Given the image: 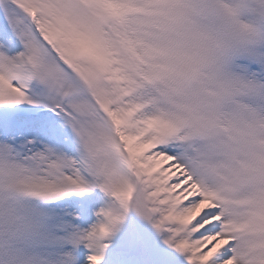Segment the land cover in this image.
I'll return each mask as SVG.
<instances>
[{
  "label": "snow or ice",
  "instance_id": "obj_1",
  "mask_svg": "<svg viewBox=\"0 0 264 264\" xmlns=\"http://www.w3.org/2000/svg\"><path fill=\"white\" fill-rule=\"evenodd\" d=\"M0 264H76L129 209L185 264H264V0H0ZM100 189L89 229L58 209ZM70 246V249H69Z\"/></svg>",
  "mask_w": 264,
  "mask_h": 264
},
{
  "label": "bare ground",
  "instance_id": "obj_2",
  "mask_svg": "<svg viewBox=\"0 0 264 264\" xmlns=\"http://www.w3.org/2000/svg\"><path fill=\"white\" fill-rule=\"evenodd\" d=\"M1 24H6L2 16H0V35L2 37L5 35L11 36L12 33L7 28H2ZM15 47L16 49H21L22 47L18 40L15 41ZM107 199H109L107 195L95 193L93 196L84 198L80 201L75 200L68 203H79L82 204L84 209L90 207L95 212L97 211L98 204L103 203ZM59 205L61 204H58V207ZM99 209L100 208H98V210ZM57 210L59 211L60 209L58 208ZM131 210L130 214L125 213L124 219L122 220L123 222L121 221L120 224L117 225L115 231L109 236V243L111 246L110 252L114 264H166L164 252H161L160 249L161 246L164 245L165 239L163 235L167 233V231L157 230V232H154L153 224H151L150 221L139 215L134 209ZM70 217L71 215H69V217L67 215L65 219L72 220ZM94 219L97 221L100 218L95 215H93V217L91 216V223L89 220L88 224L83 226V229L87 230L86 227L89 226V223L92 224ZM79 221L80 220L77 221L78 226L82 229L84 223ZM134 242L138 244L132 246L131 244ZM179 262L180 264H185L184 258L181 257ZM76 264H78L77 259Z\"/></svg>",
  "mask_w": 264,
  "mask_h": 264
},
{
  "label": "rangeland",
  "instance_id": "obj_3",
  "mask_svg": "<svg viewBox=\"0 0 264 264\" xmlns=\"http://www.w3.org/2000/svg\"><path fill=\"white\" fill-rule=\"evenodd\" d=\"M0 16H2V15H0ZM3 17V16H2ZM1 26H2V28L4 27V28H7L10 32H11V30L8 28V25H7V23L6 24H1ZM78 207V205L77 204H75V203H72V204H63V205H60L58 208L59 209H63L66 213H69V214H75V215H77L79 218H78V220H80V219H82L81 218V216H80V214L78 213V212H80L79 211V209L77 208ZM86 219H82V221H79V222H83L84 224L82 225V229H83V226H85V225H87L88 224V219L87 218H90V216H92V214H94V211L90 208V207H88L87 208V210H86ZM65 216H67V215H65ZM68 217H69V215H68ZM71 219H72V222L73 223H77V219L76 220H73V217L71 216L70 217ZM90 220V219H89ZM75 223V224H76ZM90 224V223H89ZM151 224H153V223H151ZM77 225H78V223H77ZM80 227V226H79ZM81 228V227H80ZM153 231L154 232H157V229L153 226ZM168 235H169V233L167 232V233H164V235H163V237H164V239H166L167 237H168ZM133 246H136V244L135 245H133ZM170 246L169 245H167L166 243H165V240H164V245H162L161 246V252L163 251V250H165V249H168ZM69 249H70V246H69ZM71 250V249H70ZM74 254H76L75 252H74ZM77 254H79L76 258L78 259V261L79 262H81V259H82V257H81V251L80 250H78L77 251ZM173 254V253H172ZM177 257V258H176ZM181 257H183L180 253L177 255V256H175V253H174V255L173 256H171V257H168V256H166L165 257V260H166V264H180V262H179V260H180V258ZM184 258V257H183Z\"/></svg>",
  "mask_w": 264,
  "mask_h": 264
}]
</instances>
